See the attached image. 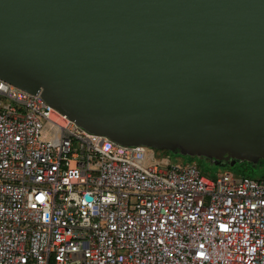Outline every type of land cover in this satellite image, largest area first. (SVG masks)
Here are the masks:
<instances>
[{"label":"water","instance_id":"obj_1","mask_svg":"<svg viewBox=\"0 0 264 264\" xmlns=\"http://www.w3.org/2000/svg\"><path fill=\"white\" fill-rule=\"evenodd\" d=\"M0 79L120 144L264 160V0H0Z\"/></svg>","mask_w":264,"mask_h":264},{"label":"built area","instance_id":"obj_2","mask_svg":"<svg viewBox=\"0 0 264 264\" xmlns=\"http://www.w3.org/2000/svg\"><path fill=\"white\" fill-rule=\"evenodd\" d=\"M151 157L0 79V264H264V178Z\"/></svg>","mask_w":264,"mask_h":264},{"label":"rangeland","instance_id":"obj_3","mask_svg":"<svg viewBox=\"0 0 264 264\" xmlns=\"http://www.w3.org/2000/svg\"><path fill=\"white\" fill-rule=\"evenodd\" d=\"M152 157L150 163H156L161 168L168 165H192L197 167L200 174L207 179L213 180L224 172L230 173L233 177H248L253 180L264 178V160L252 163L245 160H236L232 158H209L195 154H182L178 150H157L148 147Z\"/></svg>","mask_w":264,"mask_h":264}]
</instances>
